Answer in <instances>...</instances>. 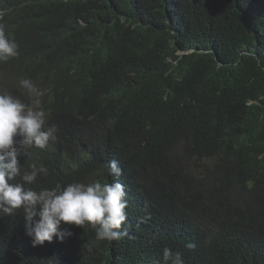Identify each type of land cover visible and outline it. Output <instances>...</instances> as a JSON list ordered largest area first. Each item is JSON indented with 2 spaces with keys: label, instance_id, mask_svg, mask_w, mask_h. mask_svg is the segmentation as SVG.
<instances>
[{
  "label": "trees",
  "instance_id": "1",
  "mask_svg": "<svg viewBox=\"0 0 264 264\" xmlns=\"http://www.w3.org/2000/svg\"><path fill=\"white\" fill-rule=\"evenodd\" d=\"M0 24L19 46L0 94L28 103L30 79L56 129L19 158L48 169L26 187L128 201L111 242L62 223L33 247L22 209L0 215V264H264V0H0Z\"/></svg>",
  "mask_w": 264,
  "mask_h": 264
},
{
  "label": "clouds",
  "instance_id": "2",
  "mask_svg": "<svg viewBox=\"0 0 264 264\" xmlns=\"http://www.w3.org/2000/svg\"><path fill=\"white\" fill-rule=\"evenodd\" d=\"M18 47L0 24V63L18 56ZM19 85L26 90L28 103L10 94H0V215L13 216L22 209L25 233L33 247L52 242L54 237L61 242L71 237L73 233L62 228V223L91 227L96 241L119 240L123 234L120 229L127 220L128 201L124 186L118 181L58 183L39 191L26 187L34 185L41 174L46 176L48 169L33 163L30 170H25L19 158L27 156L30 148H46L56 139V129L46 127L41 102L44 90L30 79H21ZM110 169L111 174H119L115 161ZM17 177L20 182L13 183ZM162 259L164 264H184L181 254H173L167 247L163 249Z\"/></svg>",
  "mask_w": 264,
  "mask_h": 264
}]
</instances>
